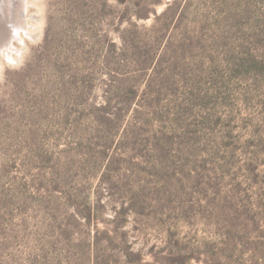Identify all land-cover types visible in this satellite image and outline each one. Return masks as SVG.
Returning a JSON list of instances; mask_svg holds the SVG:
<instances>
[{
  "label": "rangeland",
  "instance_id": "374dc122",
  "mask_svg": "<svg viewBox=\"0 0 264 264\" xmlns=\"http://www.w3.org/2000/svg\"><path fill=\"white\" fill-rule=\"evenodd\" d=\"M27 3L35 37L0 52V264H161L169 237L207 258L232 215L205 201L264 179V0ZM107 100L144 124L99 131Z\"/></svg>",
  "mask_w": 264,
  "mask_h": 264
},
{
  "label": "trees",
  "instance_id": "16d2710c",
  "mask_svg": "<svg viewBox=\"0 0 264 264\" xmlns=\"http://www.w3.org/2000/svg\"><path fill=\"white\" fill-rule=\"evenodd\" d=\"M262 17V21H264V15ZM257 33L260 36L264 35V22L257 27ZM152 64L153 61L148 57L144 65L148 67ZM132 92L135 93V91ZM134 103L133 100H130L125 107H120V110L117 108L116 111L113 109L111 100L97 106L94 117L99 131H104L109 135L117 134L122 130L128 133L132 126L143 125L144 121L140 117L135 119L134 124L126 122L127 114L131 112ZM168 141L170 140H167V143ZM105 148L104 152L110 156L111 146H105ZM251 164L258 165L251 161L247 166ZM256 166L250 167V169L253 170L257 178H251L249 175L241 181L233 178V185L225 189V195H222V189L219 188L216 191L217 197L213 196L209 199V202L208 200L205 201L206 204L210 203L219 206L221 209H228L227 211L232 215V220L226 224L222 240L220 242L213 240L205 243L207 250L201 253H205L207 258H202V254H199L195 247L180 244L169 237L166 245L161 247L155 255L156 262L161 264H191L193 260H197L204 261L205 264H227L226 261L231 252L238 253L239 251L249 250L253 251L254 256H257V264H264V179L258 177L262 173L260 170L255 172L257 170ZM217 198L220 201H217ZM209 207L211 206L209 205ZM128 256H131V258L127 262L132 264H142L144 259L142 253L134 251H131Z\"/></svg>",
  "mask_w": 264,
  "mask_h": 264
},
{
  "label": "bare ground",
  "instance_id": "6f19581e",
  "mask_svg": "<svg viewBox=\"0 0 264 264\" xmlns=\"http://www.w3.org/2000/svg\"><path fill=\"white\" fill-rule=\"evenodd\" d=\"M27 0H0V52L10 61L17 62L15 53L23 50L15 46V41L26 44L25 38H34L26 18Z\"/></svg>",
  "mask_w": 264,
  "mask_h": 264
}]
</instances>
